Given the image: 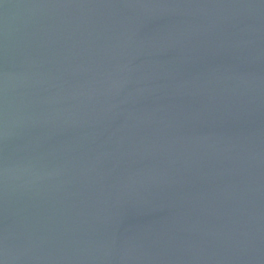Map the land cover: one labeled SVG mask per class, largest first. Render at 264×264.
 Masks as SVG:
<instances>
[{
    "label": "water",
    "instance_id": "95a60500",
    "mask_svg": "<svg viewBox=\"0 0 264 264\" xmlns=\"http://www.w3.org/2000/svg\"><path fill=\"white\" fill-rule=\"evenodd\" d=\"M0 264H264V0H0Z\"/></svg>",
    "mask_w": 264,
    "mask_h": 264
}]
</instances>
